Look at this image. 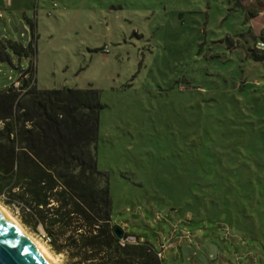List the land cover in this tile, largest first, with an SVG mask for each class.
I'll use <instances>...</instances> for the list:
<instances>
[{"label":"rangeland","instance_id":"1","mask_svg":"<svg viewBox=\"0 0 264 264\" xmlns=\"http://www.w3.org/2000/svg\"><path fill=\"white\" fill-rule=\"evenodd\" d=\"M233 8L229 0H0V89L33 60L41 89L100 92L97 166L108 175L112 220L162 250L164 264H264V198L258 204L252 189L244 202L217 195L247 178L243 167L230 171L237 162L264 174V63L243 57L240 46L252 41L237 35L260 33Z\"/></svg>","mask_w":264,"mask_h":264},{"label":"trees","instance_id":"2","mask_svg":"<svg viewBox=\"0 0 264 264\" xmlns=\"http://www.w3.org/2000/svg\"><path fill=\"white\" fill-rule=\"evenodd\" d=\"M229 2L245 15L244 24L256 17L253 5ZM237 35L252 41L240 46L243 57L263 64L264 49L258 42L264 41V32L257 36L249 27ZM235 43L228 41L231 48L239 46ZM10 47L19 56L26 52L17 42ZM29 50L33 54V48ZM34 74L35 65L29 60L18 79L0 89V203L28 232L43 240L48 237L50 250L63 264H164L154 245L139 238L122 244L114 233L117 224L112 220L108 175L97 166L96 144L104 109L100 92L92 87L41 89ZM249 166L237 162L229 168L234 177L236 169L245 168L247 178L240 182L234 178L237 184H230L234 195L222 187L217 194H222V201H248L246 191L252 189L261 203L264 174L260 169L250 176ZM220 183H212L213 193ZM217 195L212 197L218 200ZM256 209L257 214L263 212L262 206Z\"/></svg>","mask_w":264,"mask_h":264},{"label":"water","instance_id":"3","mask_svg":"<svg viewBox=\"0 0 264 264\" xmlns=\"http://www.w3.org/2000/svg\"><path fill=\"white\" fill-rule=\"evenodd\" d=\"M114 233L122 238L124 230L114 226ZM0 264H51L36 245L16 228L0 211Z\"/></svg>","mask_w":264,"mask_h":264},{"label":"bare ground","instance_id":"4","mask_svg":"<svg viewBox=\"0 0 264 264\" xmlns=\"http://www.w3.org/2000/svg\"><path fill=\"white\" fill-rule=\"evenodd\" d=\"M0 211L4 214V216L7 219L13 222V224L22 233V235L29 238L36 245V247L39 249L41 254L46 257L47 261H49L51 264H62L59 261V258L56 255L52 254L48 249V247L44 245V243H42L39 239H36L34 236H31L30 233H28L24 229V227L20 224V222L12 214H10L9 211L1 204H0Z\"/></svg>","mask_w":264,"mask_h":264},{"label":"crops","instance_id":"5","mask_svg":"<svg viewBox=\"0 0 264 264\" xmlns=\"http://www.w3.org/2000/svg\"><path fill=\"white\" fill-rule=\"evenodd\" d=\"M241 1L243 4L253 5V7H255V9L257 10L256 17L253 18L252 20H250L251 25L254 29V32L256 34L264 32V0H241ZM120 227H122V226H120ZM128 234H130V233H128Z\"/></svg>","mask_w":264,"mask_h":264},{"label":"built area","instance_id":"6","mask_svg":"<svg viewBox=\"0 0 264 264\" xmlns=\"http://www.w3.org/2000/svg\"><path fill=\"white\" fill-rule=\"evenodd\" d=\"M258 47H261L262 49H264V41H259L258 42ZM45 236V235H44ZM49 239L48 237L45 238V242H48ZM121 243L122 244H125V243H135L137 242V238L133 235H127V236H124L120 239ZM159 255L162 256V250L159 252Z\"/></svg>","mask_w":264,"mask_h":264}]
</instances>
